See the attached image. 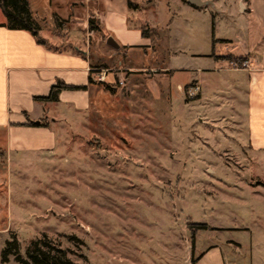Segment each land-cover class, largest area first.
Here are the masks:
<instances>
[{"label": "rangeland", "instance_id": "1", "mask_svg": "<svg viewBox=\"0 0 264 264\" xmlns=\"http://www.w3.org/2000/svg\"><path fill=\"white\" fill-rule=\"evenodd\" d=\"M213 1L131 0L128 21L121 8L103 30L121 51L141 43V28L158 36L120 58L125 86L93 92L78 133L66 135L72 123L56 114L53 159L7 163L0 133V257L13 237L21 257L59 249L74 264H197L215 244L240 264L251 247L264 253V153L249 149L242 129L245 89L231 88L240 73L210 58L254 25L234 0ZM106 41L91 54L115 72ZM193 79H203L205 102L184 92Z\"/></svg>", "mask_w": 264, "mask_h": 264}, {"label": "crops", "instance_id": "2", "mask_svg": "<svg viewBox=\"0 0 264 264\" xmlns=\"http://www.w3.org/2000/svg\"><path fill=\"white\" fill-rule=\"evenodd\" d=\"M198 1L214 4L213 0ZM234 1L239 5L240 14L246 15L249 20L248 26L254 25V32L251 33L250 28L241 27L235 39L226 40L230 42L229 49L220 54L213 51L210 58L216 60L217 67H221L219 69L240 73L239 79L232 83L231 88L234 94L239 91L241 83V87L245 89L244 97L239 103L242 129L246 130L249 149L263 154L264 0ZM28 3L33 18L40 26L39 37L43 33L44 37L40 39L45 44H39L28 31L0 26V133L5 137L7 163L12 158L18 159V162L19 159H53L57 140L52 125L55 124L56 114L64 116L65 123H72L64 127L66 135L69 132L78 133L90 110L92 93L100 88V92L106 90L114 93L119 86L117 79L124 71H130L121 68L120 58L134 49L148 50V37H143L142 34L139 45L126 46L124 51H121L123 47L116 42L120 48L114 51L111 59L120 68L109 75L107 83H98L93 70H99L98 66L103 62H99L101 57L95 58L91 53L101 48L102 40L105 42L108 39L103 35V30L106 25L112 24L121 8L126 9L125 14L128 15H124L128 21L132 11L128 7V0H41L39 7L33 6L31 0ZM55 16L62 23L60 27H56ZM89 19L95 21L94 26L99 27L98 31L88 29ZM236 59L248 61L249 69L231 68L230 64ZM146 68L133 70L141 73L148 71V65ZM57 82L85 89L63 90L56 102L34 100V97L46 96ZM202 82L203 79H193L184 86L199 85L200 94L193 96V99L197 97L205 102ZM123 85L125 86V82ZM178 89L181 90L182 87L178 86ZM231 97L236 99L233 94ZM28 122H42L44 126H28ZM69 143L72 142L64 143V148L68 145L72 147ZM243 229L247 230V226H243ZM212 247L197 264H240L237 259L226 258L217 244ZM250 252V257L243 264H264L263 251L257 249L256 252L251 247Z\"/></svg>", "mask_w": 264, "mask_h": 264}, {"label": "trees", "instance_id": "3", "mask_svg": "<svg viewBox=\"0 0 264 264\" xmlns=\"http://www.w3.org/2000/svg\"><path fill=\"white\" fill-rule=\"evenodd\" d=\"M129 9H135L137 6L128 0ZM0 10L6 18V23L3 27H6L10 30H22L28 31L36 38V41L39 44H45L39 38L40 26L35 21L32 16V13L29 8L28 0H0ZM56 27L61 26V22L57 16L54 17ZM94 20H88V29L93 31H98L99 27L94 26ZM141 34L143 37H149L150 35L158 36V32L154 28H141ZM236 61H242V59H236ZM85 89L84 87H73L68 86L62 82H57L54 86L50 88L49 93L46 96H37L34 97L36 101L43 102H56L58 101V96L63 90H81ZM197 98V97H196ZM195 98V99H196ZM28 126H44L41 122H28ZM188 229L193 233L198 230L206 229L205 224H188ZM44 246L48 247V243H44ZM19 245L15 237L12 240L5 242V247L1 252V263H8L10 255L16 256V261L18 264H74L72 261L66 258L63 251L56 249V253L52 254L51 252L45 251L41 248H36L33 251H27L25 257H21L18 254Z\"/></svg>", "mask_w": 264, "mask_h": 264}, {"label": "built area", "instance_id": "4", "mask_svg": "<svg viewBox=\"0 0 264 264\" xmlns=\"http://www.w3.org/2000/svg\"><path fill=\"white\" fill-rule=\"evenodd\" d=\"M232 65V68L234 69H249V63L248 61H234L233 63H231ZM93 72L95 73V78H96V81L98 83H107V78L109 77V75H112L114 72H112L111 70L109 69H95L93 70ZM117 84L119 86H122L124 84V81L123 79L119 78L117 79ZM182 90V89H181ZM200 91V87L199 85H189L187 86L186 88H184V92L186 94H188L189 96H195L199 93Z\"/></svg>", "mask_w": 264, "mask_h": 264}, {"label": "water", "instance_id": "5", "mask_svg": "<svg viewBox=\"0 0 264 264\" xmlns=\"http://www.w3.org/2000/svg\"><path fill=\"white\" fill-rule=\"evenodd\" d=\"M188 3L194 6H200L203 3L199 2L198 0H188ZM106 44L110 47H112L114 50H119V45L112 39V38H108L106 41Z\"/></svg>", "mask_w": 264, "mask_h": 264}]
</instances>
